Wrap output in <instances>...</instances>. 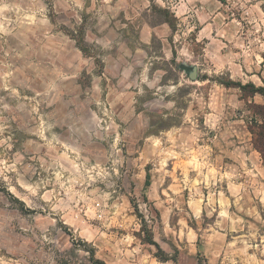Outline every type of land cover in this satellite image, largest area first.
Masks as SVG:
<instances>
[{
  "label": "rangeland",
  "instance_id": "1",
  "mask_svg": "<svg viewBox=\"0 0 264 264\" xmlns=\"http://www.w3.org/2000/svg\"><path fill=\"white\" fill-rule=\"evenodd\" d=\"M262 57L264 0H0V264H264Z\"/></svg>",
  "mask_w": 264,
  "mask_h": 264
},
{
  "label": "trees",
  "instance_id": "2",
  "mask_svg": "<svg viewBox=\"0 0 264 264\" xmlns=\"http://www.w3.org/2000/svg\"><path fill=\"white\" fill-rule=\"evenodd\" d=\"M166 17L161 22L167 23L170 28L174 29L175 25L171 22V19L168 18V14H170V11L168 9H159ZM77 46L78 48L83 52H86V42L84 41L83 38H81L80 41H77ZM219 84L224 85L225 87H237L240 89V91L245 92L247 91V96H253L255 94H260L263 98V103L261 105H257V107L260 109L259 110V115L262 118V122L257 125L256 131H251L252 134H254V139H253V147L255 150H257L261 156V159L264 161V85L256 86L252 82H247V83H241L240 81H234L232 79H219L217 78L216 80ZM150 184V174L149 172L146 173V179H145V186H148ZM151 240V239H150ZM148 240V242H152ZM153 243V242H152ZM84 246H86V243L82 241ZM155 244V243H153ZM89 251L90 257V264H106L102 259L96 258L94 249L92 247H89L86 249Z\"/></svg>",
  "mask_w": 264,
  "mask_h": 264
},
{
  "label": "crops",
  "instance_id": "3",
  "mask_svg": "<svg viewBox=\"0 0 264 264\" xmlns=\"http://www.w3.org/2000/svg\"><path fill=\"white\" fill-rule=\"evenodd\" d=\"M263 58V57H262ZM264 59V58H263ZM258 65H259V68L260 69H258V71L257 72H252V73H250L249 74V77H251L252 78V76H256L257 77V79H258V81H259V83H261V84H264V63H261V61H259V63H258ZM254 82V81H253ZM229 154V153H228ZM200 159L202 160L203 158H202V156L200 157ZM253 164H255V163H253ZM260 166H261V168H260V171L261 172H264V164H262V162L260 161V164H259ZM249 170L250 171H252L250 168H249ZM222 172V171H221ZM222 176V175H221ZM218 177V176H217ZM219 178V177H218ZM242 183V182H241ZM262 185H263V187H264V184L262 183ZM253 186H255V185H253ZM254 189H256L257 191H260L261 193H262V200L264 199V190H262V189H260V188H258V185L256 186V187H253Z\"/></svg>",
  "mask_w": 264,
  "mask_h": 264
},
{
  "label": "water",
  "instance_id": "4",
  "mask_svg": "<svg viewBox=\"0 0 264 264\" xmlns=\"http://www.w3.org/2000/svg\"><path fill=\"white\" fill-rule=\"evenodd\" d=\"M182 68L190 80L197 79V68L195 65H184Z\"/></svg>",
  "mask_w": 264,
  "mask_h": 264
}]
</instances>
